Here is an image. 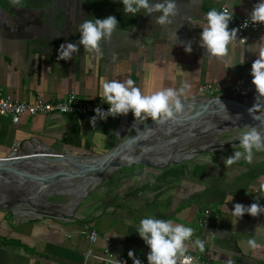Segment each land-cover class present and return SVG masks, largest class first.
I'll use <instances>...</instances> for the list:
<instances>
[{
  "label": "crops",
  "instance_id": "crops-1",
  "mask_svg": "<svg viewBox=\"0 0 264 264\" xmlns=\"http://www.w3.org/2000/svg\"><path fill=\"white\" fill-rule=\"evenodd\" d=\"M176 4L172 23L159 25L155 23L159 13L141 10L132 16L123 12L119 0H0V87L20 102L39 96L58 100L71 91L84 101H103L102 81L130 78L142 94L187 85L184 95L189 101L202 95L206 84L220 91L244 83L256 58L249 45L264 43V27L250 33L244 44L232 41L221 58L206 55L199 33L208 10L226 4L248 15L255 0ZM108 15H114L118 24L107 41L99 42L100 52L78 45L68 60L57 59L62 43L78 41L77 26L83 20ZM188 43L191 52L184 50ZM93 115L38 114L25 116L16 125L0 115V157L18 144L99 156L125 140L133 127L152 120H135L128 113L98 118L93 124ZM223 159L194 157L155 173L129 169L108 202L84 208L70 219L29 220L30 216L19 218L2 209L0 264H104L86 253L92 249L100 254L107 248L126 256L131 250L147 264L149 249L135 232L146 215L191 227L186 254H199L203 264H264V214L245 213L237 220L230 212L237 202L264 205V195L256 193L264 183V152L254 151L251 163L241 158L226 167ZM86 227L98 232L97 242L84 236ZM196 239L203 241V250L193 246ZM250 239L261 246L253 248Z\"/></svg>",
  "mask_w": 264,
  "mask_h": 264
},
{
  "label": "clouds",
  "instance_id": "clouds-1",
  "mask_svg": "<svg viewBox=\"0 0 264 264\" xmlns=\"http://www.w3.org/2000/svg\"><path fill=\"white\" fill-rule=\"evenodd\" d=\"M119 3L123 6V12L130 13L132 16L141 13V10L143 14L159 13L155 16V23L159 25H170L172 18L177 15L176 0H119ZM232 17V6L229 5L223 6L220 10L212 8L203 13L205 23L199 33V44L207 56L224 57L230 43L237 39V28H228ZM247 20L251 23L264 24V0H256ZM117 24L118 21L114 15L83 20L77 26L78 41L62 43L57 49V59L68 60L78 50V45L83 46L89 52H100L99 42L102 39L107 41ZM243 26L247 27L248 23L244 22ZM175 38L176 32L172 34V39ZM240 43L244 44L245 40L242 38ZM184 50L191 52V44H185ZM249 50L256 55L249 70L252 84L255 86L256 93L264 96V43L257 46L254 42L249 45ZM186 87L187 85L180 89L161 88L149 94H142L130 78L123 81H102L99 97L108 107L106 110L100 107L95 108L90 120L94 124L98 118L103 120L109 116L127 115L131 111L135 120L151 118L153 121L159 120L163 123L183 112L184 102L187 100L184 95ZM236 139L239 141L241 150H234L231 155L223 159L226 167L241 158L251 163L254 151L264 152V135L254 126L239 132ZM256 193L264 195V183L260 184L259 191ZM230 212L238 220L245 213L252 216L264 214V205L258 202L249 205L237 202L233 204ZM135 232L149 249L146 254L147 264H192V257L186 254L188 246L185 243L192 237L191 227L174 223L172 220L146 215L142 216L139 223L135 225ZM248 243L253 248L261 246L251 239ZM192 244L203 250L202 240L196 239L192 241ZM128 257L132 258V264H142L141 260L133 256L131 250L128 251Z\"/></svg>",
  "mask_w": 264,
  "mask_h": 264
},
{
  "label": "water",
  "instance_id": "water-1",
  "mask_svg": "<svg viewBox=\"0 0 264 264\" xmlns=\"http://www.w3.org/2000/svg\"><path fill=\"white\" fill-rule=\"evenodd\" d=\"M238 90L256 91L255 86L252 84L251 75L242 84L218 91V93H215L217 94L215 97H196V99L184 102L183 109L192 106L195 101L203 99L195 107L193 112L187 115L181 113L163 123L159 120H151L145 124H138L133 127L125 140L119 142L112 150L99 156L57 152L47 146L43 150L37 148L32 149L26 144H18L7 156L0 157V197L3 198L0 200V210L13 211L12 209L15 207L25 215L26 211L31 212L25 206L29 198L41 193L47 187L60 186L67 182L73 183L74 181H77V184H79L81 179L87 177L99 178L101 180L105 175L123 168L138 167L143 172L155 173L156 171L191 160L198 154L210 151L211 148L213 150L218 148L220 144H215L210 147L191 146L188 150L185 148L176 149L174 146L176 141L191 137L192 126L200 122V120H202L201 123L203 122V126L207 128L210 127L211 120L217 118L222 119V117L227 118V112L230 114L232 113L231 111L239 110L244 113L245 110L249 114L248 117L252 120L250 125H255V127L264 130L263 114L246 106L244 102L225 101V98L229 94ZM205 118L207 120L204 121ZM160 131H171L170 134L178 132L179 135L151 144L156 139V134ZM228 144V142L225 143V145ZM40 150L46 152L40 153L38 152ZM179 153H184V155H181L182 157L180 159H172V157H176ZM35 157L52 158L58 163L64 160H77V163H72V168L67 172H55L53 174L27 172V170L32 168V165L29 163L30 159ZM4 185H10L11 188L4 191L1 189ZM6 192L10 194L17 193L18 196L9 200ZM20 194L22 195L21 197ZM46 214L48 213L41 214L39 211L31 212L29 220H38ZM55 217L61 218L60 215H55Z\"/></svg>",
  "mask_w": 264,
  "mask_h": 264
},
{
  "label": "rangeland",
  "instance_id": "rangeland-1",
  "mask_svg": "<svg viewBox=\"0 0 264 264\" xmlns=\"http://www.w3.org/2000/svg\"><path fill=\"white\" fill-rule=\"evenodd\" d=\"M218 93V92H216ZM244 93H241L240 96L235 97L234 100L240 99V97ZM217 94H206L199 96L197 98H206V97H215ZM196 99V98H194ZM260 98H254V102H258ZM202 100V99H199ZM244 101L243 99L240 101ZM247 101V100H246ZM264 101V99H263ZM199 103L195 102L193 105H198ZM195 108L190 109V111H193ZM254 111L256 109H262L261 107L252 108ZM189 111V112H190ZM264 110H260V112H263ZM237 113L238 111H233ZM248 113V112H246ZM238 116V115H235ZM207 120L206 118L204 121ZM200 122L194 124L191 129V137L189 138H182L178 141H176V144L174 145L176 149L179 148H185L188 150L191 146H198V147H210L215 144H220L218 148L212 149L208 152H204L202 154H198L195 156L197 157H209V156H215L216 158H226L227 156L231 155L234 150H241L239 148V141L236 139L239 132L245 130L248 127H252L255 125H250L251 121L247 119H242L240 117H234V119L230 120L229 123H226V118L222 117V119L217 118L211 120L210 127H204L203 122ZM235 121V122H233ZM255 122V121H254ZM223 123V124H222ZM235 123V124H234ZM202 124V125H201ZM239 124V125H238ZM183 126V125H182ZM257 128V127H256ZM196 129V130H195ZM258 131L264 135V130L257 128ZM171 131L163 132L160 131L156 134V139L151 142V144H155L158 141L165 140L167 138H172V136L179 135L178 132H175L173 134H170ZM168 135V136H167ZM228 142V145H225V143ZM224 143V144H222ZM38 159V158H37ZM43 168L45 169H53L51 167V162H46L43 165ZM138 168V167H137ZM129 169H135V168H123L115 170L114 172H111L107 175H105L99 182H94L90 185L89 189L85 192H83V197L80 201V203L76 206V208L73 210V213L71 215H66L64 212L65 210L70 207V204L75 198V191L79 184H77V181L67 182L60 186H50L45 188L41 193L35 194L29 198V200L26 202V207L30 209L31 212L39 211L41 214H44L45 212L48 213L46 215H43L40 218H55V215H60L61 218H73V216L81 214V212L84 211V208L97 206L102 204L103 202L111 199L117 192L118 187L122 184L119 180L122 178L125 171ZM132 174V173H130ZM85 180V178H84ZM83 181V179H81ZM80 181V182H81ZM8 188H11L10 185H4L1 187L2 190L7 191ZM8 199L12 200L13 197L18 196L17 193H8ZM22 195L20 194V197ZM42 201V204L39 203ZM39 203L38 204H36ZM13 213L16 215V217L19 218H26L29 216L23 215L18 208L12 209ZM34 216V215H32Z\"/></svg>",
  "mask_w": 264,
  "mask_h": 264
},
{
  "label": "built area",
  "instance_id": "built-area-1",
  "mask_svg": "<svg viewBox=\"0 0 264 264\" xmlns=\"http://www.w3.org/2000/svg\"><path fill=\"white\" fill-rule=\"evenodd\" d=\"M225 5L226 4L222 5L221 8ZM232 11L233 17L228 24V28H237L236 42H240L242 38L246 42L250 33H258L264 27V24L259 22L251 23L248 21V15L235 12L233 9ZM244 22L248 23L247 27L243 26ZM218 91L219 89L212 84H206L201 88L202 95L215 94ZM97 107L106 110L108 105L101 100H81L75 91H71L64 98L58 100H46L39 96L30 102H20L8 95L4 89L0 87V115L8 118L11 123L15 125L19 124L25 116L53 113H75L79 115L94 114V109ZM129 113H131V111H129ZM83 234L91 243H95L100 239V235L96 230H90L87 227L83 230ZM90 256L98 259L104 264H132V258H129L126 255H115L111 248L105 249L104 252L100 254L94 253L91 249L86 253V257ZM190 256L192 257V264H203L202 258L199 254ZM134 257L137 258L136 256Z\"/></svg>",
  "mask_w": 264,
  "mask_h": 264
},
{
  "label": "bare ground",
  "instance_id": "bare-ground-1",
  "mask_svg": "<svg viewBox=\"0 0 264 264\" xmlns=\"http://www.w3.org/2000/svg\"><path fill=\"white\" fill-rule=\"evenodd\" d=\"M241 93H244V94L240 97V99L238 98V99L234 100L235 97L240 96ZM256 97L260 98L258 100L259 103L258 102H254V98H256ZM242 99L244 100L242 102H244L246 104V106L250 107L251 109L252 108H256V107H261L262 109H256V112H259V113L264 115V111L260 112V110H264V101H263L264 96H259L256 93V91H247V90L246 91H244V90H240L239 91L238 90L236 92H232L231 94H229L228 97L225 98V101L226 102H234V101H241ZM195 102L200 103L201 100H197ZM196 106L197 105H192L190 107H187V108L183 109L182 114L183 115H187V114L193 112V111H190V109L195 108ZM237 111H238L237 113L231 111L232 112V113H230L231 115L227 112L226 123H229V121L231 119H234V117H240L242 119L244 118V119H247V120L251 121V118L248 117L249 114L246 113L247 111L244 110V113H242L243 111H239V110H237ZM235 115H238V116H235ZM35 146L34 145H31V146L29 145V148L33 149V148H35ZM37 149L43 150V148L39 147V145H37ZM41 150L38 151V152H40V153L41 152H45V151H41ZM181 155H184V153H179L176 157H174V158L172 157V159H180L182 157ZM46 162H48V163L51 162V167L53 169H49V168L45 169V168H43V165ZM29 163L32 165V168L27 170V172L53 174L55 172H67V171H69L72 168L71 165L76 164L77 160H69V161L68 160L67 161L64 160V161H61L60 163H58V162H55V160L52 159V158L35 157V158H31ZM99 180H100L99 178H94V177H87V178H85V180L83 179V181H81L79 183V185L77 186V188H76L74 200L70 204V207H68V209L65 210L64 213L66 215H71L73 213V210L80 203L82 197L84 196L83 192L87 191L92 183L99 182ZM15 188H17V187H15ZM2 199L3 198L0 197V200H2ZM39 203L42 204V201H40ZM39 203L36 202V204H38V205H39ZM25 213H26L25 216H30L31 215V212H29V211H26Z\"/></svg>",
  "mask_w": 264,
  "mask_h": 264
}]
</instances>
